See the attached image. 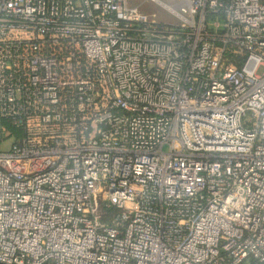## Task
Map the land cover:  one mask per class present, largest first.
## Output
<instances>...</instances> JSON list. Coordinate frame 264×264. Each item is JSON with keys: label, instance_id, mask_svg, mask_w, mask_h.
<instances>
[{"label": "built area", "instance_id": "2783aa9c", "mask_svg": "<svg viewBox=\"0 0 264 264\" xmlns=\"http://www.w3.org/2000/svg\"><path fill=\"white\" fill-rule=\"evenodd\" d=\"M145 1L0 0V264H264V0Z\"/></svg>", "mask_w": 264, "mask_h": 264}, {"label": "rangeland", "instance_id": "374dc122", "mask_svg": "<svg viewBox=\"0 0 264 264\" xmlns=\"http://www.w3.org/2000/svg\"><path fill=\"white\" fill-rule=\"evenodd\" d=\"M161 2L165 3L166 5H173L174 0H160ZM128 5L138 7L142 12L149 15L152 19L157 21H163L168 23H175V18L159 6L155 5L154 3L147 2L145 0H127ZM262 72V69L259 70ZM16 136V135H14ZM12 140L4 144H0V151H6L10 146Z\"/></svg>", "mask_w": 264, "mask_h": 264}]
</instances>
